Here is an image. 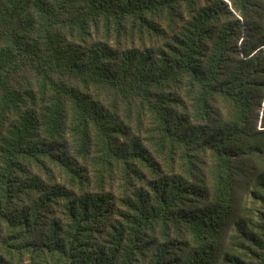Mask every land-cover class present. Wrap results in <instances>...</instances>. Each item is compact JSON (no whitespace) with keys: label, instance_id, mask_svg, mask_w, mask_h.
<instances>
[{"label":"trees","instance_id":"obj_1","mask_svg":"<svg viewBox=\"0 0 264 264\" xmlns=\"http://www.w3.org/2000/svg\"><path fill=\"white\" fill-rule=\"evenodd\" d=\"M0 264H264V0H0Z\"/></svg>","mask_w":264,"mask_h":264},{"label":"rangeland","instance_id":"obj_2","mask_svg":"<svg viewBox=\"0 0 264 264\" xmlns=\"http://www.w3.org/2000/svg\"><path fill=\"white\" fill-rule=\"evenodd\" d=\"M239 44H240V41H239Z\"/></svg>","mask_w":264,"mask_h":264}]
</instances>
